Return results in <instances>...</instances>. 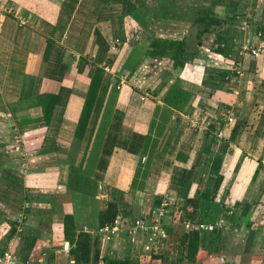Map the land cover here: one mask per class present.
<instances>
[{"label": "crops", "instance_id": "crops-1", "mask_svg": "<svg viewBox=\"0 0 264 264\" xmlns=\"http://www.w3.org/2000/svg\"><path fill=\"white\" fill-rule=\"evenodd\" d=\"M143 4L56 0L58 10L52 14L39 5L35 8L41 12H23L20 0L3 3L8 12H0V248L19 247L7 264H76L63 234L65 214L72 215L75 233H89L99 251L97 261L80 264H133L139 257V234L149 236L130 233L136 219L145 217L167 233L165 225L175 226L177 216L193 208L191 222L196 225H191L200 232V246L205 238V246L212 248L210 259L264 264V196L254 204L264 191V79L256 70L260 53L251 52L261 47L262 37L246 25L239 40H233L222 27L225 18L216 15L201 41L212 38L209 57L224 64L209 68L211 78L201 75L198 83L176 76L159 81L156 71H148L150 59L144 53L127 63L132 51L153 31L159 38H186L193 22L187 18L189 6L175 3L183 7L180 18L158 17L142 28L129 14ZM172 22L180 28L168 35L156 32ZM217 46L222 53L215 51ZM233 64L239 66L237 72L229 70ZM96 66L104 75L80 138L77 123ZM177 78L180 88L198 99L185 113L160 97ZM230 113L233 120L227 122ZM148 133L155 142L144 153ZM86 145L91 151L83 173L85 182L95 186L90 191L67 188L68 166L79 165ZM150 152V164H142L136 173L139 160L145 161ZM191 152L189 168L176 164L177 157ZM247 155L262 162L252 182L256 162ZM134 178L138 188L131 186ZM233 183L235 198L242 189L235 207L220 191L221 185ZM197 190L208 192L210 200L196 198ZM109 199L116 201L119 214L100 227L98 213ZM174 199L181 206L173 208ZM17 215L21 223L15 221ZM159 240L158 233L146 246L151 248L149 264L162 255L156 251ZM201 259L197 255L196 262Z\"/></svg>", "mask_w": 264, "mask_h": 264}, {"label": "trees", "instance_id": "trees-1", "mask_svg": "<svg viewBox=\"0 0 264 264\" xmlns=\"http://www.w3.org/2000/svg\"><path fill=\"white\" fill-rule=\"evenodd\" d=\"M23 7L26 9V12H38L41 10L36 9L35 7H29V5L32 4V2H29L28 0H20ZM218 0H215L210 6H206L204 8H200L196 12V17L193 20L192 26H196V32L192 39H169V38H159L152 36L150 40H148L147 45L144 47H141L138 45V48H136L134 51H132L130 57L127 60V63L131 65L137 60V57L139 54L144 53L145 56H147L149 60L148 64V71L149 72H155L157 71L158 67L160 66L161 59L167 57L172 61V67L174 69L176 68H183L185 64L190 60L189 56L191 54H196L198 50H190V45H196L198 42L201 41L202 35L208 31V25L210 24V21L216 20L215 11L212 9L213 6L218 4ZM34 3V2H33ZM158 3V10L156 8H150L146 4H143L139 7H136L132 12H130L129 16L134 20L135 24H138L142 28H147L153 21H155L158 17L162 18H172L177 19L180 18L179 14L182 11V6H177L174 1L172 0H157ZM35 4V3H34ZM36 6L39 5L46 10L50 11L52 14H56L58 10V5L54 7H47L45 4H35ZM178 7V8H177ZM28 8V10H27ZM42 14L43 11H42ZM258 32L259 35L262 37L261 40V47L264 49V27H259ZM47 43H49V39H45ZM215 51H219L222 53L223 49L220 46H217L215 48ZM250 53V52H249ZM251 54V53H250ZM253 56V55H252ZM257 56V55H256ZM254 56V57H256ZM257 65L256 70L258 71L261 78L264 79V53H260L257 57ZM126 63V66H127ZM239 69V66L237 64H233L229 66V70L232 72H237ZM104 75V69L100 66H96L94 68V72L90 78L89 87L87 89L86 97L82 106V117L78 120L77 123V130L76 134L78 137H82V132L86 126V122L88 120V115L90 114L93 104L96 99L97 92L99 90V87L101 85L102 79ZM177 80L165 91L161 92L160 97L162 98V101L165 104H168L169 106L173 107L174 109L185 113L188 111L189 107L192 105V100L195 99V96L180 88L178 85ZM255 107H257L255 105ZM253 108L250 118L248 122H246V131H248L250 125L252 124V121L254 119V114L256 113V108ZM85 116V117H83ZM87 117V118H86ZM165 124V123H164ZM163 124V126H164ZM154 123H151L150 127H152ZM162 127V126H161ZM160 127V128H161ZM237 127V124L233 126L235 129ZM158 131V129H157ZM158 133V132H157ZM159 134V133H158ZM93 138V134L89 136V141ZM151 136L148 133V135H145V141H144V149L143 152L146 153L150 144L155 142V139L151 142L150 141ZM89 145H86L81 159L79 161L78 166H68V181L66 182L67 188L70 189H79L84 187L86 191H90V189L94 188L95 183L93 181L85 182L84 173L87 171V167L89 165V154L91 149L89 148ZM154 145H152L151 151L154 149ZM231 154L229 150L227 151V155ZM194 153H190V155L187 158H180L177 157L176 164L179 166H183L186 168L190 167V164L192 162ZM245 155V154H244ZM248 157H251V155H247ZM255 160L256 166L253 170V173L251 175V182L257 175L259 169L262 166L261 159L259 157H251ZM96 160V156L93 161ZM151 161V152L148 154V157L145 161L139 160L138 167L136 168L137 171L140 170V168L143 166L146 167L150 164ZM94 167V163L90 165V172L92 171ZM83 173V174H82ZM135 176V175H134ZM132 187L138 188L135 178L133 179L131 183ZM236 186L235 183L231 185V187L223 184L220 187V191L222 190L226 194V198L228 201H230L232 207L238 206L240 202V197L242 195V189L240 190L239 197L234 196V187ZM200 194V195H199ZM196 198H200V196L204 199V202H208L210 200V194L208 192H198V190L194 194ZM257 200H255L254 204L259 205L262 201L261 197L264 196V191L260 193ZM264 199V198H263ZM119 214L118 205L115 200L109 199L106 202V206L104 209L99 211L98 213V224L100 227H104L106 225L112 224L114 221H116L117 216ZM75 227H74V221L71 214H65L64 221H63V234L65 240L69 242V250L68 254L69 256L74 260L76 264L80 263H88L92 261H97L99 251L98 249H94L92 247V239L89 233L87 232H79L78 234L75 233ZM165 231L167 233L174 232L176 229L172 225H165L164 227ZM198 229H190L189 232L184 231L182 236H180V245L183 246L185 249L186 259L189 262L194 261L195 253L198 247V242L200 238ZM182 259V258H181ZM180 260V258H179ZM127 260H110L107 261V264H127Z\"/></svg>", "mask_w": 264, "mask_h": 264}, {"label": "rangeland", "instance_id": "rangeland-1", "mask_svg": "<svg viewBox=\"0 0 264 264\" xmlns=\"http://www.w3.org/2000/svg\"><path fill=\"white\" fill-rule=\"evenodd\" d=\"M5 1L6 0H0V12L6 13V11L8 10L6 9V11H4L3 3L5 4ZM28 1L29 2L33 1L35 4H40V3L45 4L47 7H49L50 4H51L50 7H54V4L56 3V0H28ZM144 1L146 2V5L149 6L150 8L157 6L158 4L157 0H144ZM172 1H174L176 4H181L182 6H185V8L189 6L188 11L190 12H188L189 16H187V18L188 20H191L193 22V19L196 17V12L200 9V5L196 7L195 4L201 3L204 7L210 6L213 0H172ZM218 1H219L218 4L213 6L212 9L214 11H217V15L219 18L221 17L225 18L223 21L224 23L222 27L224 28V30H228L229 32L232 33L231 37L233 38V40H236V36H238V40H239V36L240 35L242 36L240 31H242V28H244L246 25H248L249 29H254V30L256 29L257 31L259 27H264V0H218ZM220 1L223 3L221 4ZM33 2L31 5H29V7L36 6ZM23 12H26L25 8L23 9ZM182 13H184V11ZM246 20L248 21V23ZM174 23L175 25L172 26ZM174 23L173 22L171 24L164 23V27L161 26V28L159 27L156 28V32L158 33L163 32V34L168 35L167 34L168 32L170 33L180 28V25L178 24V22L177 23L174 22ZM186 23L189 24V21H187ZM195 32H196V26L191 25L188 33H186L185 35L186 39L193 38L195 35ZM152 33H153V36L154 35H156L155 37L158 36V34H155L154 31ZM179 37L181 36L172 35L171 39L178 40L180 39ZM150 38L144 37L142 40V43H140V46L141 47L146 46ZM136 43H133V44H136ZM212 44H213L212 38L205 37L204 42L203 41L198 42L196 47L195 45H190L189 49L191 51L194 49L198 51L196 54H191V56H189V58L191 59L188 60V62L185 64V66L182 69L181 68L174 69L172 67V61L167 57L161 59L160 66L158 67L155 75L160 76L158 77L159 81L161 79L168 81V80H171L173 76H176L179 78H183L184 80L195 81L196 83L200 82L199 80H200L201 75H205L206 78L208 79L209 77L211 78V76H209L211 72H209L208 69L209 68L214 69L216 65L224 64V61L220 58L214 61L213 59H211V57H209L210 52H208V49L209 50L211 49L210 45ZM46 50H47V47L44 51L47 52ZM192 102L196 104L198 102V99H196L195 97V99H193ZM8 139H10L9 134H8ZM166 199L167 198H164L163 201H167ZM173 202H174L173 208H176L179 205L181 206V204L179 203L181 202L180 199H174ZM195 205L193 204V206L191 207L193 208ZM193 213H194V208L190 210L189 212L185 211L181 215L177 216L178 219L174 226L176 230L174 232H171L169 235L167 233H164V230L162 231V229L157 231V233L154 235H151L150 232H148L149 233L148 238L146 237V235H143L144 237H142L141 234H139V238H140L139 247H138L139 257H137L136 259L133 258L132 263L133 264H136V263L137 264H149L151 259H150V253L148 252L151 250V248H148V247L146 248V246H149L150 240H154L156 237H158V233H159L160 240L156 243V245H158L157 247L158 249L156 248L157 249L156 251H158V254H162V255H160V257L154 258V260L157 262L156 264H192V263L222 264L221 263L222 261H218L216 260V258H214L215 260L210 259L209 255L212 254L213 251H212V248L205 246V238H202L204 239L203 240L204 245L202 246H200V238H199L198 247L195 253L194 261L189 262L186 259V255H187L185 253L186 248L180 245V236L183 235L182 233L184 231L189 232L190 229H194V227H192L191 225V224L196 225V222H191V219L194 216ZM187 221H189V223ZM235 237L237 236L235 235ZM6 246L7 244H4V246L0 248V251H2ZM14 247L15 249L12 250V247H11L10 250L16 251V249H19V247H16L15 245ZM197 255L202 258L201 259L202 261H199V263L196 262ZM0 264H7V262L5 260L3 261V258H1ZM20 264H24V263L21 262ZM104 264H107V262H105Z\"/></svg>", "mask_w": 264, "mask_h": 264}, {"label": "built area", "instance_id": "built-area-1", "mask_svg": "<svg viewBox=\"0 0 264 264\" xmlns=\"http://www.w3.org/2000/svg\"><path fill=\"white\" fill-rule=\"evenodd\" d=\"M251 52L254 55H258L259 53H264V49L262 47H259V48H256V49H252ZM232 120H233V114L230 113L229 116L226 118V121L227 122H231ZM15 221L17 223H21L22 222V216L21 215H17V217L15 218ZM160 229L161 228H160V226L158 224H150L147 221V219L144 217V218L136 219L134 221V226L131 229L130 233L133 234V235H136V233L139 232V231L142 232V233H148L150 231L157 233V231H159ZM1 258H3V260H5V261H8V260H10L12 258V254H11V250H10L9 246L7 247V249L2 250V252L0 253V260H1Z\"/></svg>", "mask_w": 264, "mask_h": 264}]
</instances>
